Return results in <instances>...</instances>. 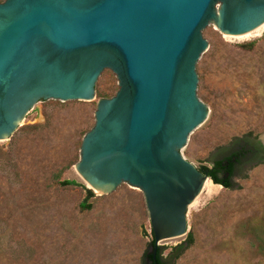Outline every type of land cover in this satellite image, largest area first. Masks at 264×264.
<instances>
[{
	"label": "water",
	"instance_id": "95a60500",
	"mask_svg": "<svg viewBox=\"0 0 264 264\" xmlns=\"http://www.w3.org/2000/svg\"><path fill=\"white\" fill-rule=\"evenodd\" d=\"M264 25V0H4L0 2V142L52 102H91L117 80L62 181L142 195L154 255L187 233L208 174L192 156L208 109L198 64L222 34ZM264 144V136L260 139Z\"/></svg>",
	"mask_w": 264,
	"mask_h": 264
},
{
	"label": "rangeland",
	"instance_id": "374dc122",
	"mask_svg": "<svg viewBox=\"0 0 264 264\" xmlns=\"http://www.w3.org/2000/svg\"><path fill=\"white\" fill-rule=\"evenodd\" d=\"M248 44L250 50L242 48ZM116 87L106 70L95 100L52 101L39 108L42 120L0 142V264H141L150 251L152 232L137 191L121 184L99 196L62 181L94 123L97 101ZM198 93L208 116L191 160L196 168L209 167L237 140L261 139L264 29L245 38L221 34L198 64ZM233 183L224 189L206 182L186 235L158 244L164 264H264V245L252 234L264 238V164ZM190 235L191 246L177 253Z\"/></svg>",
	"mask_w": 264,
	"mask_h": 264
},
{
	"label": "trees",
	"instance_id": "16d2710c",
	"mask_svg": "<svg viewBox=\"0 0 264 264\" xmlns=\"http://www.w3.org/2000/svg\"><path fill=\"white\" fill-rule=\"evenodd\" d=\"M243 49L250 50L252 48V44L243 45ZM103 97V96H100ZM243 141V145L240 142ZM239 143V145H238ZM242 145V146H240ZM248 143L245 139L237 140V142L233 145L232 149L227 152L226 155L221 158H217L213 160L209 167H199L197 168L199 171L203 173H207L209 179L214 185L221 186L224 189H232L234 187L233 179L237 177L235 172V166L238 162L239 155L244 156V154L248 153ZM65 185L73 184L72 182H65ZM90 208V207H88ZM252 234L254 236L255 242L259 248H262L264 245V238L261 233L257 230H252ZM153 237V235H152ZM189 240L186 244L178 246L175 248L177 253L186 250L192 244V237L189 236ZM150 246L153 247V239L150 243ZM161 248L158 247L156 254L153 252L145 253L141 264H164V261L161 257Z\"/></svg>",
	"mask_w": 264,
	"mask_h": 264
},
{
	"label": "flooded vegetation",
	"instance_id": "af4514ba",
	"mask_svg": "<svg viewBox=\"0 0 264 264\" xmlns=\"http://www.w3.org/2000/svg\"><path fill=\"white\" fill-rule=\"evenodd\" d=\"M245 140L248 143V153L244 154V156L239 155L238 162L235 166V172L237 175L246 170H250L252 167L264 164L263 142L258 137H250ZM240 144L243 145V141H241Z\"/></svg>",
	"mask_w": 264,
	"mask_h": 264
},
{
	"label": "bare ground",
	"instance_id": "6f19581e",
	"mask_svg": "<svg viewBox=\"0 0 264 264\" xmlns=\"http://www.w3.org/2000/svg\"><path fill=\"white\" fill-rule=\"evenodd\" d=\"M261 29H264V25H262L261 27H259L258 29H256L255 31H253V32H250V33H248V34H245V35H242V36H239L240 38H245V37H247V36H249V35H252V34H254V33H257V32H259ZM238 37V36H237ZM206 184V183H205Z\"/></svg>",
	"mask_w": 264,
	"mask_h": 264
}]
</instances>
